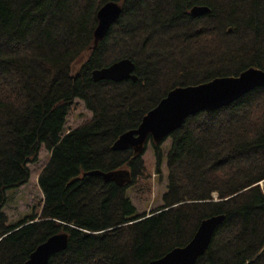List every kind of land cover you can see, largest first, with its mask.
Returning a JSON list of instances; mask_svg holds the SVG:
<instances>
[{
	"label": "trees",
	"instance_id": "obj_1",
	"mask_svg": "<svg viewBox=\"0 0 264 264\" xmlns=\"http://www.w3.org/2000/svg\"><path fill=\"white\" fill-rule=\"evenodd\" d=\"M108 2L122 10L93 47ZM195 6L210 12L193 16ZM122 59L136 81L92 80ZM251 67L264 71V0H0V264H23L62 232L67 246L48 264H148L215 215L224 220L195 264H264V87L147 143L156 173L166 168L148 214L126 192L148 178L145 151L111 150L170 90ZM75 100L91 118L66 130ZM41 147V210L8 225L6 192L28 183ZM119 169L130 173L122 186L84 176Z\"/></svg>",
	"mask_w": 264,
	"mask_h": 264
},
{
	"label": "water",
	"instance_id": "obj_2",
	"mask_svg": "<svg viewBox=\"0 0 264 264\" xmlns=\"http://www.w3.org/2000/svg\"><path fill=\"white\" fill-rule=\"evenodd\" d=\"M122 7L118 2H108L97 12V26L94 30L93 47L102 40L108 29L117 21ZM210 12L205 6H195L190 13L201 16ZM134 63L122 59L108 67L95 69L91 73L94 82L136 81ZM264 87V71L248 68L236 77H220L199 85L176 87L170 90L158 104L147 112L139 125L122 133L112 144L116 152L132 150L134 155L142 154L149 141L155 144L180 129L187 118L200 112H212L232 104L256 88ZM84 176L100 177L103 182H114L122 186L130 181L128 170L110 172L99 170L84 173ZM224 215H215L202 220L190 242L184 247L174 248L163 257L148 264H195L207 250L215 230L222 224ZM67 234L62 232L49 237L30 254L23 264H48L49 258L65 250Z\"/></svg>",
	"mask_w": 264,
	"mask_h": 264
},
{
	"label": "rangeland",
	"instance_id": "obj_3",
	"mask_svg": "<svg viewBox=\"0 0 264 264\" xmlns=\"http://www.w3.org/2000/svg\"><path fill=\"white\" fill-rule=\"evenodd\" d=\"M90 118L91 113L85 108L84 104L79 100H75L67 117L66 130L74 129ZM168 145L169 142L167 141L164 146L167 148ZM49 157L50 152L41 147L37 161L28 165L30 171L28 183L15 190L6 192L7 202L3 212L7 216L8 225L16 224L27 216L39 214L43 195L38 185V176L48 162ZM142 159L148 178H145L146 180L143 182L138 181L134 187H129L126 190L139 215L148 214L162 205V196L166 190L165 165L162 166L161 172L157 174L150 145L147 146Z\"/></svg>",
	"mask_w": 264,
	"mask_h": 264
}]
</instances>
